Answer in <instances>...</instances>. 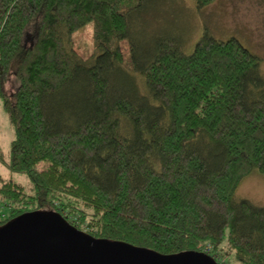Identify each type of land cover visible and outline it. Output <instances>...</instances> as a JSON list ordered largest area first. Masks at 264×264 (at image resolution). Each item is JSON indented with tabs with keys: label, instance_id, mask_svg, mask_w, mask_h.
I'll return each instance as SVG.
<instances>
[{
	"label": "trees",
	"instance_id": "trees-1",
	"mask_svg": "<svg viewBox=\"0 0 264 264\" xmlns=\"http://www.w3.org/2000/svg\"><path fill=\"white\" fill-rule=\"evenodd\" d=\"M155 1L0 0V97L14 132L0 164L31 191L1 182L0 226L52 212L96 239L264 264V207L235 200L244 178L264 175L259 59L208 33L190 54L153 41L142 19ZM87 25L82 57L73 35ZM145 25L140 58L130 42Z\"/></svg>",
	"mask_w": 264,
	"mask_h": 264
},
{
	"label": "rangeland",
	"instance_id": "rangeland-1",
	"mask_svg": "<svg viewBox=\"0 0 264 264\" xmlns=\"http://www.w3.org/2000/svg\"><path fill=\"white\" fill-rule=\"evenodd\" d=\"M156 3L158 6L154 5L155 9L142 19L148 20L147 35H151L152 40H171L183 52L190 54L203 33L218 41L234 38L259 59L258 71L264 79V0H215L202 9L196 7L194 0H157L151 4ZM134 23L140 24L135 19ZM137 30L130 42L131 49L134 56L137 53L138 57L144 58L149 53L143 36L146 25L144 30ZM92 36L91 25L73 35V46L80 56L87 57L93 52ZM13 137L0 97V151L6 161ZM7 180L21 184L25 192L31 194L29 181L24 175L12 174L0 164V184ZM235 200H247L256 207H264V175L253 173L244 178L235 193ZM218 261L221 264H238L226 253Z\"/></svg>",
	"mask_w": 264,
	"mask_h": 264
},
{
	"label": "water",
	"instance_id": "water-1",
	"mask_svg": "<svg viewBox=\"0 0 264 264\" xmlns=\"http://www.w3.org/2000/svg\"><path fill=\"white\" fill-rule=\"evenodd\" d=\"M0 264H217L199 252L162 255L96 239L59 214L28 212L0 226Z\"/></svg>",
	"mask_w": 264,
	"mask_h": 264
}]
</instances>
